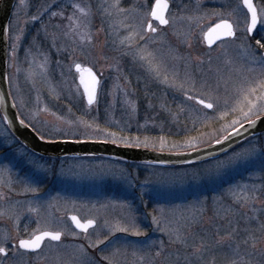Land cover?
<instances>
[{
  "label": "rangeland",
  "instance_id": "obj_1",
  "mask_svg": "<svg viewBox=\"0 0 264 264\" xmlns=\"http://www.w3.org/2000/svg\"><path fill=\"white\" fill-rule=\"evenodd\" d=\"M226 1L212 0L205 9L202 3L194 9H181L180 0L175 1L170 24L151 34L145 45L144 41L125 40L127 27L113 23L124 17L101 14L99 6L114 0H17L9 23L8 79L20 117L45 139L113 142V137L99 131L104 129L123 137L115 140L119 144L135 145L137 138L141 142L147 138L148 146H140L174 151L192 149L186 142L193 138L194 148L221 138L239 125L233 121L240 113L232 111L243 103V94L237 89L255 87L264 79V49L255 43H264V23L250 36L246 9L239 16L231 14L226 11ZM255 1L261 13L264 0ZM75 4L86 11L91 5L92 15L79 13L72 7ZM120 7L132 10L127 21L131 24L142 22L149 11L142 0H120ZM73 15L90 22L91 43L81 41L75 33L65 35L69 32L67 17ZM224 18L233 20L235 37L207 46L204 35L208 28ZM141 50L147 59H141ZM76 64L91 69L100 81L92 104ZM182 82L183 89L178 87ZM194 93L201 94L200 99L204 93L219 96V104L205 109L187 99ZM0 146V192L5 197L0 199V210L6 211L0 216V242L8 251L7 256L0 253V264H81L83 259L99 261L101 254L109 255L117 247L119 264H147L161 247L167 251L156 258V264H166V259L185 264L184 254L191 249L171 243L169 233L160 229L183 232L186 224L210 246L197 264H209L213 257L215 264H225L237 257L229 242L215 244L217 232L226 235L237 224L243 229L248 217L264 221V205L259 202L264 200V135L219 159L193 166H161L104 156L45 159L20 146L0 115ZM251 149L255 152L247 158L219 173L214 171L217 161ZM252 188L258 201L246 208L229 192L243 195ZM71 214L94 219L96 224L80 232L72 225ZM153 216L160 220L159 226L153 223ZM117 224L129 231L115 232L109 237L111 243L91 247ZM42 230L61 232L62 237L46 240L35 253L16 245L19 238ZM134 230L147 235L136 236ZM243 235L241 232L237 240Z\"/></svg>",
  "mask_w": 264,
  "mask_h": 264
},
{
  "label": "snow or ice",
  "instance_id": "obj_2",
  "mask_svg": "<svg viewBox=\"0 0 264 264\" xmlns=\"http://www.w3.org/2000/svg\"><path fill=\"white\" fill-rule=\"evenodd\" d=\"M243 5L247 7L248 11L251 13V21L250 24L247 25L246 31L248 33H252L258 23H264V19H262V15H264V9L261 10V13H258L257 8L253 5L252 0H243ZM74 9H76L79 13L83 14L84 16H91V5L87 6V11L85 7H81L79 4L72 5ZM109 8L111 11H109ZM169 8L168 0H155L154 6L151 7L150 11L144 13L143 20L139 24H131L127 23V21L131 18L132 10L125 9L120 7V0H114L111 5L104 6L100 5L99 9L102 15L106 17L113 18V17H124L121 21L113 20V23H121L124 24L127 29L129 30V35L125 37L126 41L130 40H138L144 41V44L147 43L152 39L151 34L157 33V27L153 26V19L159 21L160 24L168 25L170 23L169 19L166 18L164 15ZM53 16L60 15L62 16L63 13H52ZM32 19H38V17H33ZM69 21V32L65 33V35H70L75 33L79 36L81 41L87 40L89 43L92 42V34L89 31L90 29V22L85 23L81 19L77 18L75 15L67 17ZM218 30H223L222 34L227 37H235L236 33L233 28L232 23L229 22L227 19H221L219 23L215 25L214 28L209 30L210 33H217V39L220 38V33ZM17 40L20 39L19 36L16 37ZM123 43V41H122ZM256 45L259 46L260 49H264V43H261V40L255 41ZM139 47V45H137ZM143 50H141V59H147L145 55L142 54ZM12 55H15V50H13ZM148 56L150 57L151 54L149 53ZM262 64H264V57L261 59ZM151 63V61H150ZM43 67V65H41ZM75 67L77 69L80 68L79 64H76ZM155 70L159 74L158 67L154 66ZM91 75V86L89 87L87 84L85 85L86 91L88 94V103L92 104L96 100V86L99 85L100 81L97 79L95 73L91 72V69L88 70ZM168 77H165V81L167 82ZM81 82L83 83V77L81 78ZM189 82L190 81H185ZM182 82L178 85L181 89L184 88V83ZM193 89L195 88V84H192ZM207 87V85H205ZM219 83L216 84L217 90L219 89ZM259 90L260 95H256L257 91ZM238 94H243V103H238L236 108H233L232 111H238L240 116L237 120L233 121V125L239 124L240 128H243L245 124L248 126H253L256 124L257 120H260L261 117H264V79H261L255 87L249 86L244 88L243 86L237 89ZM201 95L199 93H194L193 95L187 96L189 101H196L198 105L203 106L205 109H215L220 101L219 96L209 95L204 93V98L197 99V96ZM207 101V102H206ZM0 102H3V97L0 96ZM228 101L225 100L224 104L227 105ZM15 105V101H13ZM246 109V110H245ZM255 117V118H253ZM3 119L7 120L8 117L5 115ZM243 121V123H241ZM21 124H24L25 121L23 119L20 120ZM30 126V125H29ZM91 127V125H89ZM100 132H104L105 134L113 137V142L116 139H123V137H117L115 133L107 132L104 129H100ZM233 131L239 132L238 128L233 127ZM44 137L41 136V139ZM194 139L188 140L186 143L189 147H195ZM224 139H228L227 136ZM137 147L144 144V146H148V139L145 138L143 142L136 139L134 142ZM216 143H221L219 139L216 140ZM163 146V144H162ZM255 149L249 150L247 153H238L234 154L232 157H229L226 161H217L214 165V171L219 173L222 169L237 163L241 159L247 158V156L253 154ZM195 175V174H194ZM27 191L35 192L37 189L35 188H28ZM230 194L234 197L236 203L240 204L241 207H248L250 204L255 203L258 201V196L256 194V190L254 188L249 189L243 195L238 194L236 191L229 189ZM4 194L0 192V199H4ZM262 205H264V200L259 201ZM31 211H36V209H31ZM6 214L5 210H0V216ZM18 219V216L15 217ZM249 223L241 229L239 224L230 228L227 231L226 235L219 236L218 239L215 240L216 245H223L225 242H229V246L232 247L235 257L228 259L225 261V264H264V221H260L256 217H248L247 218ZM72 220L76 222V226L78 228L83 229L85 232L88 231L89 228H92L96 221L94 219H89L87 223H81L77 217L73 216ZM255 222V227L251 226V223ZM153 223L159 226L160 220L157 219L156 216H153ZM229 224H232V220L229 219ZM185 231L181 232L180 229H168V228H161V231H167L169 233V241L174 244H178L182 246L184 249H191L190 252H186L184 254V261L185 264H197V262L203 260L204 253L209 250L210 246L205 242L203 237L197 235V233L190 231V224H186ZM128 227H121L119 224L112 227L109 234L104 236L103 239H97L95 242L91 244L92 248H98L99 245L105 244L107 241L111 243L109 237L114 235L115 232H128ZM241 232L244 234L242 238L237 240V237L241 235ZM133 234L136 236L140 235H147L146 232H141L139 230H134ZM60 232H43L41 235L34 236L31 240H20L19 247L24 249H37L40 247L41 241L44 237H50L54 241H59L61 239ZM8 237L5 236L4 240L7 241ZM199 241V242H197ZM163 243V242H162ZM166 249L161 247L159 251L154 253L152 258L147 259V264H156V258L165 255ZM179 252V248L177 249ZM0 253H3L7 256L8 251L3 243L0 242ZM135 255V253H133ZM120 255V248H115V251L111 252L109 255L101 254L99 257V261L93 259H83L81 264H101V262H107V264H119V261L116 259ZM194 258V259H193ZM257 258L258 261H257ZM141 259H145V257H141ZM166 264H173L172 261L166 259ZM174 264H179V261L174 262ZM209 264H215V258L209 262Z\"/></svg>",
  "mask_w": 264,
  "mask_h": 264
},
{
  "label": "water",
  "instance_id": "obj_3",
  "mask_svg": "<svg viewBox=\"0 0 264 264\" xmlns=\"http://www.w3.org/2000/svg\"><path fill=\"white\" fill-rule=\"evenodd\" d=\"M16 1L17 0H0V96L3 97V102H0V113L3 117L7 115L8 119H4L6 126L19 140V142H21L29 150L39 155L51 158L104 156L129 162L155 164L161 166H188L217 159L227 154L244 141L258 134L264 133V117H261V119L257 120L256 124L251 127L247 124H245L243 128H240V125L236 126L235 128H238L239 132H235L231 129L224 136L219 138L221 141L219 144L216 143L215 140L208 144L186 150H160L143 146L137 147L135 145L119 144L99 139H41V136L27 123H20L21 117L18 114L16 106L13 104V99L9 90V23ZM252 2L256 7L254 0H252ZM244 8L249 15L248 24H250L251 13L248 11L246 6H244ZM164 15H166V13ZM217 23L211 26L204 35V41L207 46H213L219 41L228 38L222 34L223 30H218L220 33L219 39L216 38L217 33L209 32V30L214 28ZM258 26L259 23L257 24L256 29ZM255 30L252 33H249V35H252ZM262 54L264 57V50ZM78 70L80 71L81 78L83 77V85L85 86L87 84L90 87L91 75L88 71L89 68H79ZM225 136H227L228 139H224ZM73 216L77 217L81 223H87L89 219L82 220L77 214H71L69 216L74 228L80 232H85L83 229L76 226V222L72 220ZM43 232L58 231L43 230L36 233L34 236L41 235ZM34 236L29 239L21 240H31ZM47 239L52 240L50 237H44L41 241L40 247L37 249H21L30 252H37L42 248L43 242Z\"/></svg>",
  "mask_w": 264,
  "mask_h": 264
},
{
  "label": "flooded vegetation",
  "instance_id": "obj_4",
  "mask_svg": "<svg viewBox=\"0 0 264 264\" xmlns=\"http://www.w3.org/2000/svg\"><path fill=\"white\" fill-rule=\"evenodd\" d=\"M175 1H179V0H168V4H169V8H168V11L166 12V18H168L169 19V21L171 22V19H170V16L173 14V12L175 11V7L177 6L176 5V2ZM198 0H180V3H181V5L179 4V6L181 7V9H186V7L187 8H189V9H194L195 8V6L198 4H200V3H202L201 4V6L205 9V8H209L211 5L208 3V2H210V1H212V0H200V1H202V2H197ZM142 2H143V6L145 7V9H147V10H149L150 11V9H151V7L154 5V3H155V0H142ZM227 2V5L225 6V8H226V11H228V12H230L231 14H236L237 16H239V15H241L242 14V12H243V0H227L226 1ZM254 2H255V5H256V1L254 0ZM224 19H227V20H229V22L230 23H232V25H233V28H234V30H235V24H234V22H233V20L232 19H230V18H224ZM220 20H218V21H216L215 23H217V22H219ZM153 26L154 27H157V33L159 32V30L160 29H162V28H166L168 25H161L158 21H156V20H154L153 19ZM215 23H213L211 26H213ZM210 26V27H211ZM209 29V28H208ZM257 30V29H256ZM256 30H255V32H256ZM255 32L252 34V35H250V36H254L255 35ZM235 33H236V30H235ZM154 34H156V33H154ZM228 38H232V37H228ZM227 38V39H228ZM0 115H1V113H0ZM2 116V115H1ZM3 118V117H2ZM22 119V118H21ZM25 123H27V122H25ZM28 125H30L29 123H27ZM30 127H32L31 125H30ZM33 128V127H32ZM34 129V128H33ZM9 130V129H8ZM35 130V129H34ZM36 131V130H35ZM9 132H10V130H9ZM37 132V131H36ZM38 133V132H37ZM10 134H11V136L18 142V144L20 145V146H23V147H25L21 142H19V140L10 132ZM39 134V133H38ZM40 135V134H39ZM0 148H1V146H0ZM26 148V147H25ZM27 149V148H26ZM28 151H30L31 153H33L35 156H37V157H40V158H45V159H61V158H50V157H44V156H42V155H39V154H37V153H35V152H33V151H31V150H29V149H27ZM64 158H66V157H64ZM43 231V230H42ZM52 231V230H51ZM40 232V231H39ZM38 233V232H37ZM36 234V233H35ZM35 234H33L32 236H30V237H21V238H19L18 240H17V242H16V245L19 247V241L21 240V239H29V238H31V237H33ZM62 234V233H61ZM62 237V236H61ZM48 240V239H47ZM50 240V239H49ZM46 241V240H45ZM44 241V242H45ZM52 241V240H51ZM44 242H43V245H44ZM13 245H15V242H13ZM42 245V246H43ZM19 249H21L20 247H19ZM22 250V249H21ZM23 251H25V250H23ZM26 252H29V253H35V252H30V251H26ZM3 254V253H2Z\"/></svg>",
  "mask_w": 264,
  "mask_h": 264
},
{
  "label": "trees",
  "instance_id": "obj_5",
  "mask_svg": "<svg viewBox=\"0 0 264 264\" xmlns=\"http://www.w3.org/2000/svg\"><path fill=\"white\" fill-rule=\"evenodd\" d=\"M262 135H264V133H262V134H259V135H257V136H254V137H259V136H262ZM254 137H252V138H254ZM252 138H250V139H252ZM250 139H248V140H246L245 142H247V141H249ZM245 142H243L242 144H240L239 146H237L236 148H234L233 150H235V149H237V148H239L241 145H243ZM232 150V151H233ZM226 155V154H225ZM225 155H223V156H225ZM223 156H221V157H223ZM220 157V158H221ZM219 159V158H218ZM211 161H214V160H211ZM210 161V162H211ZM204 163H206V162H204ZM201 164H203V163H201ZM195 165H200V164H195ZM190 166H193V165H190Z\"/></svg>",
  "mask_w": 264,
  "mask_h": 264
},
{
  "label": "bare ground",
  "instance_id": "obj_6",
  "mask_svg": "<svg viewBox=\"0 0 264 264\" xmlns=\"http://www.w3.org/2000/svg\"><path fill=\"white\" fill-rule=\"evenodd\" d=\"M256 7H257V5H256ZM258 9V8H257ZM13 13V12H12ZM11 94V93H10ZM12 97V96H11ZM13 99V98H12ZM14 101V100H13ZM15 106H16V104H15ZM16 109H17V111H18V108H17V106H16ZM19 114V113H18ZM242 144V143H241Z\"/></svg>",
  "mask_w": 264,
  "mask_h": 264
}]
</instances>
